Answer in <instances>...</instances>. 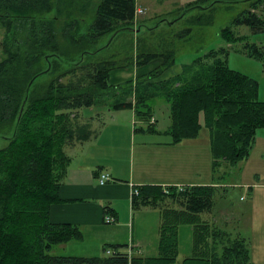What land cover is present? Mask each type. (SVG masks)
Here are the masks:
<instances>
[{
	"label": "trees",
	"instance_id": "1",
	"mask_svg": "<svg viewBox=\"0 0 264 264\" xmlns=\"http://www.w3.org/2000/svg\"><path fill=\"white\" fill-rule=\"evenodd\" d=\"M207 1H191L181 7V12L212 8L217 2L247 0H213L202 5ZM68 4L67 0H0V23L5 26L0 45L3 52L0 55V142L5 143L0 147V264H128L126 244H108L102 255L94 257L68 256L56 249L84 236L79 225L56 223L50 218L52 204L63 201L60 187L66 180L77 145L98 134V128L91 130L89 124L81 123L80 110L96 105L111 109L133 107L136 119L150 121L155 105L160 100L166 101L170 104L171 119L168 133L174 143L198 137L204 127L209 130L214 169L222 162L235 165L242 160L252 146L257 129L264 128L260 84L229 65L228 48H212L191 64H184L180 73L153 81L174 67L176 52L140 51L126 64L123 62L127 60L117 62L114 56L100 60L99 51L112 44L120 31L134 28L136 0H99L87 31L72 38L82 46L78 58L67 60L63 56L68 51L56 41L55 30L59 29L60 18L67 15ZM92 4L93 0H85L80 10L88 13ZM53 10L54 17L43 20L48 21L46 25L35 22L38 15ZM182 13L179 16L185 15ZM201 15L197 17L200 23L209 25L211 20H204ZM239 25L248 26L253 33L263 32L264 0H250L249 7L219 31L226 44L240 43L244 53L264 59V45L250 42L248 34L236 31ZM117 30L107 46L106 43L92 51L86 48ZM156 59L162 62L148 73L123 84L112 83V71L140 67ZM49 73L53 77L36 84ZM36 75L20 115L28 83ZM117 95L124 99H115ZM104 98L113 101L106 102ZM86 118L92 124L96 115ZM138 190L132 196L133 209L159 206L164 209L158 243L161 256L142 260L136 256V249L131 264H189L192 260H207L208 264L250 263L243 238L219 243L217 236L223 233L221 230L209 227L210 234L206 235L197 228L201 226L198 214L212 210L218 187L194 185L179 190L177 186H168L165 191L160 185H148ZM184 224L196 227L195 254L200 256L177 262L179 228ZM210 239L214 245L199 252L200 242L205 245ZM109 247L118 252L107 254ZM209 251L211 259H205L204 254Z\"/></svg>",
	"mask_w": 264,
	"mask_h": 264
},
{
	"label": "crops",
	"instance_id": "2",
	"mask_svg": "<svg viewBox=\"0 0 264 264\" xmlns=\"http://www.w3.org/2000/svg\"><path fill=\"white\" fill-rule=\"evenodd\" d=\"M164 1L157 0V3ZM191 1L194 0H175L176 8L172 11ZM136 6L149 10L138 0ZM161 62L156 59L133 69L119 72L118 69L112 72L114 80L111 81L115 85L122 84L148 73ZM172 68L153 81L167 79L182 71V67ZM95 109V121L100 123L98 134L77 145L66 180L60 187L63 201L50 208L53 222L77 224L84 232L81 240L60 245L64 255L94 257L102 255L108 244H131L138 250L136 256L142 260L160 257L162 208L133 209L134 187L160 185L166 189L178 185H214L218 192L212 210L197 216L200 229L205 234L207 229L210 230L202 226L205 223L221 230L223 233L217 236L219 243L224 242L221 237L226 234L243 238L250 254L248 264H264V128L257 129L252 146L242 160L235 165L222 162L214 169L209 130L204 127L198 137L174 143L168 133L171 119L170 104L166 101L160 100L155 105L150 121L136 119L133 107L108 109L104 105ZM99 109H107V112H99ZM102 172H109L113 179L100 183ZM226 173L231 174L229 180H225ZM107 213L116 221L106 222ZM186 225L190 226L189 240H193L196 227L181 226ZM123 250L119 248V251ZM210 254L211 251L205 253V259Z\"/></svg>",
	"mask_w": 264,
	"mask_h": 264
},
{
	"label": "rangeland",
	"instance_id": "3",
	"mask_svg": "<svg viewBox=\"0 0 264 264\" xmlns=\"http://www.w3.org/2000/svg\"><path fill=\"white\" fill-rule=\"evenodd\" d=\"M67 1L69 3V6L67 5L66 7L68 8L67 15L60 18L59 29L55 30V32L56 41H58L61 45L64 44L63 48L68 51V54L61 56L68 60L70 58H78V53L82 46L75 43L73 39L80 35H83L84 32L87 31L88 26L93 20L92 15L95 13V5L99 0H93V4L90 6L88 13H84L80 10V5L84 3L85 0ZM211 1L213 0H209L202 5L206 6ZM173 2H175V0H165L163 3H157V0H138V3L146 4L149 7V10L147 11V8H144L143 12L136 15L133 21L134 24L132 25L134 26V31L131 28H126L120 31V34L116 38H114L112 44L100 50L97 57L101 60V58H111L112 56H114L117 62H123L127 60L126 62H123L124 64H126L129 62L128 59L132 58V56H135V54L140 51L162 52L166 50H173L176 52V63L172 69L175 70L178 67H183L184 64H191L192 61L195 60V58L207 53L212 48L217 49L220 47H226L229 49L227 56L229 65L233 69L254 77L260 84L259 97L261 100H264V59L260 60L244 53L242 44L240 43H234L232 45L226 44L225 40L220 36L219 32L223 27L231 24L232 19L241 10L249 7L250 0L237 3L217 2L212 8L204 10H201L199 8L190 9L186 11L185 15L182 17L179 16V14L183 12H181L182 6L177 11H172V9L176 8V5L173 4ZM200 14H202L201 17H203L204 20L210 19L211 23L209 25H207L206 23L201 24L197 19ZM54 15L55 10L50 13L40 14L38 15V18L35 22H37L38 25H46L48 21L43 20L50 17L53 18ZM44 22L45 24H43ZM40 27H42L43 29L44 26ZM137 27H140L139 31H137ZM187 29H189V32L187 31ZM235 30L242 34H248V40L250 42H255L258 45H264V31L253 33L246 25L236 26ZM4 35L5 26L3 23H0V45L2 44ZM110 36L105 35L86 48L92 51L95 47L103 46L108 43ZM45 38L48 39V36L45 35ZM2 54L3 52L0 48V55ZM133 68L135 67H123L119 70L116 69L114 71L118 70L119 72L123 71V69L128 70ZM49 77H53V75L51 73L46 74L45 76L40 78L36 84L46 81ZM111 80H114V76L112 77V75ZM130 96L131 94L129 95V97ZM120 97L121 96L117 95L115 99H119ZM104 101L108 102L113 100L110 98H104ZM94 108H96L95 110H97V108H101V106L96 105L91 108H84L83 110H80V112H82V114L86 117H89L91 115L95 116L96 112L94 111ZM103 111L107 112V109H99V112ZM82 114H80L82 119L80 121L82 124H89L91 126V130L99 127L100 123L98 121H93V123L91 124L88 118L84 117ZM3 145H5V143L0 142V147H2ZM230 176V173H226L225 180H229ZM132 195L134 194L132 193ZM160 208H162L161 211L164 212L163 207ZM107 215L109 214L107 213L106 216ZM209 227L210 226H206V229ZM189 228V225L180 226L179 228L181 233V235L179 234V236L181 237H179L180 242L179 251H177V262H179V259L183 260L187 257L198 258V256H200L198 253L195 254L196 245L194 242L193 234L191 237L193 240H189V237L187 235ZM209 234V231H207L206 235ZM231 239L234 238L229 234H226L224 237V241H230ZM191 241L194 242V244H191ZM214 243V240L210 239L205 243V245L203 241L200 242V245H198L197 247L198 250H202L206 247H211L210 245L213 246ZM109 248L114 249L112 247ZM56 249L57 252L63 253V249L60 248V246H56ZM209 259L211 258L209 257ZM189 264H205V262L192 260Z\"/></svg>",
	"mask_w": 264,
	"mask_h": 264
},
{
	"label": "built area",
	"instance_id": "4",
	"mask_svg": "<svg viewBox=\"0 0 264 264\" xmlns=\"http://www.w3.org/2000/svg\"><path fill=\"white\" fill-rule=\"evenodd\" d=\"M143 11H144V8L137 7L135 14L138 15V14H140ZM112 179H113L112 175L110 173H108V172H102L100 174V183H107V182L111 181ZM178 188L180 190H184L185 189V187L183 185H179ZM165 191H167V190H165ZM138 192H139L138 187L135 186L134 190L132 191V193L133 194H138ZM105 220H106V222H115L116 221L115 217L112 216V215H107L105 217ZM134 249L135 248L132 245H129L128 248L125 250L126 253L128 254V259H129L128 260V264H131V262H132V256L136 252V250H134ZM106 252H107V254H114V253H117L118 251H116V249L107 248Z\"/></svg>",
	"mask_w": 264,
	"mask_h": 264
},
{
	"label": "water",
	"instance_id": "5",
	"mask_svg": "<svg viewBox=\"0 0 264 264\" xmlns=\"http://www.w3.org/2000/svg\"><path fill=\"white\" fill-rule=\"evenodd\" d=\"M211 4H213V2H212ZM199 7H201V8H205L204 6H199ZM192 8H193V7H192ZM188 10H190V9H188ZM188 10H187V9L184 10L183 13H182V15H183L186 11H188ZM126 28H131L132 30H134V28H132V27H126ZM139 30H140V27L137 28V31H139ZM118 31H119V30L115 31V32L110 36V39H109V41H108L107 44H109V43L112 41L113 37L117 34ZM107 44H106L105 46H107ZM46 58H48V57H46ZM36 77H37V75L34 76V77L30 80V82L28 83V86H27V89H26V98H25V100L23 101V104H22V106H21V109H20V115H21V113H22V111H23V109H24V106H25V104H26L27 96H28V93H29V91H30L31 85H32V83L34 82V80H35ZM20 115H19V116H20ZM16 127H17V126H16ZM16 127H15V130H16Z\"/></svg>",
	"mask_w": 264,
	"mask_h": 264
}]
</instances>
